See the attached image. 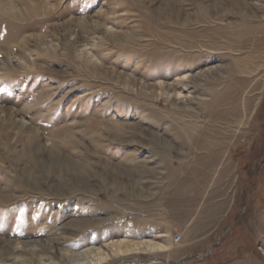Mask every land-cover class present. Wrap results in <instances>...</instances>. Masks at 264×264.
Returning a JSON list of instances; mask_svg holds the SVG:
<instances>
[{
  "label": "rangeland",
  "instance_id": "rangeland-1",
  "mask_svg": "<svg viewBox=\"0 0 264 264\" xmlns=\"http://www.w3.org/2000/svg\"><path fill=\"white\" fill-rule=\"evenodd\" d=\"M90 249L264 264V0H0V264Z\"/></svg>",
  "mask_w": 264,
  "mask_h": 264
},
{
  "label": "bare ground",
  "instance_id": "bare-ground-1",
  "mask_svg": "<svg viewBox=\"0 0 264 264\" xmlns=\"http://www.w3.org/2000/svg\"><path fill=\"white\" fill-rule=\"evenodd\" d=\"M25 244V243H22ZM142 244H138V243H134V244H129V243H124V244H120L118 246V250L122 251V252H128V251H132V250H138L140 248ZM146 247L149 248H165V246L161 243H147L144 244ZM94 251V249H90L87 252L78 254V255H73V253H66V256L68 255V258L71 259L72 261H69V263L73 264L74 261H83V263H79V264H85L84 260H88L87 258L83 257V255H88L91 254ZM104 258L103 255L100 256V259Z\"/></svg>",
  "mask_w": 264,
  "mask_h": 264
}]
</instances>
